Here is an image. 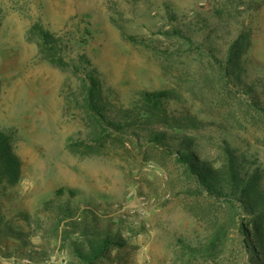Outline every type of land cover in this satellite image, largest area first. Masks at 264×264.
I'll list each match as a JSON object with an SVG mask.
<instances>
[{"label":"rangeland","instance_id":"rangeland-1","mask_svg":"<svg viewBox=\"0 0 264 264\" xmlns=\"http://www.w3.org/2000/svg\"><path fill=\"white\" fill-rule=\"evenodd\" d=\"M37 25L54 44H43ZM243 34V74L264 81V0H0V131L19 167L16 182L0 177V221L28 242H0V264H67V220L52 231L59 205L78 208L77 220L93 210L126 242L97 264H242L233 229L217 262L180 258L178 239L203 241L223 205L197 194L184 167L143 140L110 138L89 152L94 123L82 93L88 72L114 112L142 91L174 90L169 107L204 122L187 132L199 157L219 166L228 146L258 169L264 189V115L223 81L211 56L225 61Z\"/></svg>","mask_w":264,"mask_h":264},{"label":"trees","instance_id":"trees-1","mask_svg":"<svg viewBox=\"0 0 264 264\" xmlns=\"http://www.w3.org/2000/svg\"><path fill=\"white\" fill-rule=\"evenodd\" d=\"M35 29L44 45L55 43L50 32L39 25ZM166 33L181 34L180 31ZM130 38L134 40V37ZM240 38V43L234 41L229 46L225 61L213 53L211 56L222 73L223 81L247 97L250 105L264 115V97H260V93L264 92V81L254 77V81L248 83L249 77L243 74L245 70L240 63V51L249 43L248 34ZM49 56H52L50 60L53 63L64 64L61 58L53 57V54ZM259 87H262V91L258 90ZM84 91L83 103L94 123L91 141L96 143L93 146L85 145L89 152L106 149L110 138L128 136L136 142L143 140L152 147L161 148L183 166L196 185L197 194H205L223 205L222 214L213 220L212 230L203 241L193 245L185 239H178L180 258H186L188 262L197 259L217 262L225 250L229 230L233 229L238 234L242 264H264V189L258 181L262 175L257 168L246 167L228 146H225L219 166L211 160L200 158L194 149L195 141L187 132L200 129L204 122L188 112L169 107V102L176 98L172 89L142 91L135 103L125 108L118 106L115 112L107 108V99L100 93L98 80L91 72L85 75ZM8 141L9 136L0 131V177H7L14 183L18 179L19 167ZM64 192L65 189L60 188L55 194L61 196ZM67 193L73 195L70 189H67ZM58 207L56 215L59 218L55 219L52 231L58 236L61 222L67 220L68 228L61 229L60 234L71 256L67 264H97L100 259L108 257L111 247L121 248L126 244L119 234L100 227L99 218L93 210L85 215L88 218L77 220L78 208L69 205ZM20 216L27 221L26 216ZM6 238L22 240L23 233L13 224L0 221V242L4 243ZM22 241L28 244L26 239ZM12 254L5 252L4 256L10 257Z\"/></svg>","mask_w":264,"mask_h":264}]
</instances>
